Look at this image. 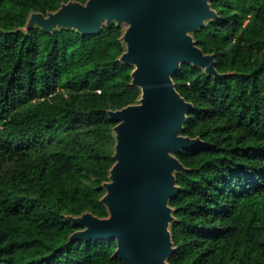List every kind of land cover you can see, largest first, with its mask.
Segmentation results:
<instances>
[{"label":"trees","instance_id":"obj_1","mask_svg":"<svg viewBox=\"0 0 264 264\" xmlns=\"http://www.w3.org/2000/svg\"><path fill=\"white\" fill-rule=\"evenodd\" d=\"M70 0H0V264H125L114 239H77L69 215L107 217L115 163L109 110L138 102L120 61L125 26L100 34L24 30ZM85 3L87 0H76ZM193 33L225 76L182 64L176 89L194 107L176 156L169 264H264V0H213Z\"/></svg>","mask_w":264,"mask_h":264},{"label":"water","instance_id":"obj_2","mask_svg":"<svg viewBox=\"0 0 264 264\" xmlns=\"http://www.w3.org/2000/svg\"><path fill=\"white\" fill-rule=\"evenodd\" d=\"M213 0H70L45 15L31 12L24 30L46 32L73 28L98 35L104 25L125 26V51L120 61L134 66L132 85L141 89L137 103L109 110L114 126L115 163L101 202L107 217L91 212L68 218L82 227L71 240L114 239L115 254L125 264H169L176 250L169 202L179 192L176 173L187 167L176 156L202 144L182 134L194 107L176 89L173 75L182 64H193L208 75L225 76L216 55L205 53L193 33L219 17Z\"/></svg>","mask_w":264,"mask_h":264}]
</instances>
